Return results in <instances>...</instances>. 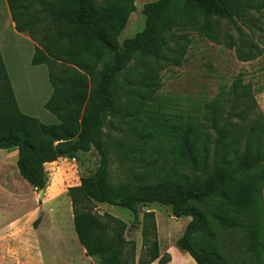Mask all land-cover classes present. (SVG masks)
<instances>
[{"label":"trees","instance_id":"obj_1","mask_svg":"<svg viewBox=\"0 0 264 264\" xmlns=\"http://www.w3.org/2000/svg\"><path fill=\"white\" fill-rule=\"evenodd\" d=\"M7 4L15 30L39 44L32 65L48 68L53 93L45 109L59 124L45 125L20 111L0 53L6 82L3 88L0 81V150L17 152L19 175L36 192L48 187L46 165L75 161L93 149L98 153L97 171L68 190L74 230L86 255L97 264H169L170 256L160 254L155 214L146 212L142 221L139 216L143 208L158 204L170 207L176 219H191L176 248L195 264H264V115L251 86L235 81L230 102L208 104L203 124L145 106L156 101L160 72L185 62L191 40L177 36L179 30L235 49L241 62L256 60L261 49L239 27L238 43L222 35L220 22H247L251 11L264 10V0H158L144 6L145 29L122 47L119 36L137 10L135 0ZM136 61L144 73L124 105L122 81ZM124 110L135 112L127 126L136 141L117 147L142 167L115 185L102 130L108 118ZM98 205L133 214L132 225L141 228L145 248L139 261L136 243L127 239L128 225L95 213ZM225 233L242 236L235 248L247 259L235 262L224 247L230 244Z\"/></svg>","mask_w":264,"mask_h":264},{"label":"rangeland","instance_id":"obj_2","mask_svg":"<svg viewBox=\"0 0 264 264\" xmlns=\"http://www.w3.org/2000/svg\"><path fill=\"white\" fill-rule=\"evenodd\" d=\"M157 1L135 0L137 10L131 15L125 30L119 36L121 47L126 40L134 38L145 29L146 21L142 10L145 5ZM220 26L222 35H231L236 43L239 42L237 33L239 27L244 32L246 40L259 47L262 54L256 60L244 63L237 59L235 49L230 50L224 44L210 42L193 31L179 30L176 32L177 36L188 35L191 40L185 62L181 67H165V64L160 62V66L165 67L159 74L161 88L154 96L156 101L145 105L148 111L159 110L168 117L179 115L184 118L194 117L198 123L203 124L206 123L204 120L206 106L220 99L229 103L232 99L230 92L233 84L241 80L242 84L251 86L258 110L264 115V10L251 11L247 22L236 20L235 24H230L222 21ZM133 67L134 71L129 72L122 81L124 85L120 95L124 105L127 104L126 100L130 98L135 83L144 73V65L140 62L136 61ZM1 75L2 73L0 81L3 88H6V82ZM34 109L33 117L48 125L45 123L44 115L50 113L45 107L39 106L38 102V105L34 104ZM126 111L124 110L122 116L117 118H108L102 130V138L111 159L110 178L115 185L129 181L132 174L142 167L136 160L135 162L126 160V156L121 155L117 147L119 142L131 145L136 141V137L127 126L131 113L135 112ZM99 164L100 157L93 149L90 153H80L75 161L64 159L54 166H48L46 171L49 184L44 190V195L40 197L39 192L34 191L20 177L15 151L0 150V234L7 233L9 227L53 228L55 221L58 223L56 227L74 231L73 209L68 190L79 186L82 178L94 174ZM146 212L155 214L161 257L169 255L170 263L173 259L174 264H179L182 258L178 253L182 251L176 248V243L183 236L191 219H176L170 207L152 204L141 210L139 215L141 221ZM95 213L109 214L128 225L127 239L136 243V256L139 261L145 248L141 228L135 229L132 225L133 214L127 209L109 205L96 206ZM224 237L227 243L230 242L224 247L235 262L247 259L241 258L242 255L235 248L242 240L241 235L225 233ZM186 259L187 264H195L189 255Z\"/></svg>","mask_w":264,"mask_h":264},{"label":"crops","instance_id":"obj_3","mask_svg":"<svg viewBox=\"0 0 264 264\" xmlns=\"http://www.w3.org/2000/svg\"><path fill=\"white\" fill-rule=\"evenodd\" d=\"M37 46L28 35L15 30L7 0H0V53L19 109L31 117L35 116L34 104L45 107L53 93L48 68L32 65ZM44 116L48 125L59 124L51 113ZM62 160L46 165V170ZM56 226L57 221L48 229L7 228V233L0 234V264H97L86 255L75 230ZM178 255L182 258L179 264H187L188 254Z\"/></svg>","mask_w":264,"mask_h":264},{"label":"water","instance_id":"obj_4","mask_svg":"<svg viewBox=\"0 0 264 264\" xmlns=\"http://www.w3.org/2000/svg\"><path fill=\"white\" fill-rule=\"evenodd\" d=\"M44 195V190L39 192V196L42 197Z\"/></svg>","mask_w":264,"mask_h":264}]
</instances>
